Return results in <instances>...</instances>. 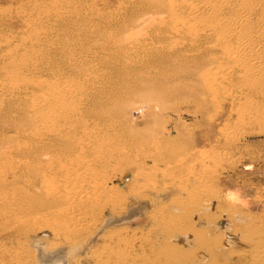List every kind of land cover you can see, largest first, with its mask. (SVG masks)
I'll list each match as a JSON object with an SVG mask.
<instances>
[{"label": "rangeland", "instance_id": "374dc122", "mask_svg": "<svg viewBox=\"0 0 264 264\" xmlns=\"http://www.w3.org/2000/svg\"><path fill=\"white\" fill-rule=\"evenodd\" d=\"M232 1L264 29V0ZM172 14L156 0H0L1 251L28 257L119 217L143 231L161 207L178 221L163 264H264V109L226 118ZM78 177L92 193L73 223L35 183Z\"/></svg>", "mask_w": 264, "mask_h": 264}, {"label": "bare ground", "instance_id": "6f19581e", "mask_svg": "<svg viewBox=\"0 0 264 264\" xmlns=\"http://www.w3.org/2000/svg\"><path fill=\"white\" fill-rule=\"evenodd\" d=\"M156 1L159 6L175 13L171 16L174 22L169 25L176 30L171 31V35L177 37L178 33L179 35L184 33L185 40H181L183 42L181 44H185L187 56L191 63L198 67L203 82L209 86L216 81V85H219L216 89L210 85L208 89L214 91L213 98L211 97L214 105L216 104L219 109L222 104L227 107L226 118L230 119L233 114L237 115L239 106L249 104L254 106L256 103L261 106L259 109L263 110L264 29L257 26L251 11L239 7L240 5L232 0ZM178 6L183 9V13L178 12ZM179 15H183V18ZM188 72L187 69V74ZM259 117V123H264V110L263 113L257 114L255 121ZM233 134L228 132L226 138H231ZM127 139L129 138L125 140ZM137 140H140V137ZM78 179L79 177L64 185L57 179L49 181L47 178L35 183L36 187L43 189L45 202L42 200V204L50 202L52 207L54 206L52 202L57 199L67 200L66 207L60 211V214L69 215L73 223L77 216L83 218L87 216L83 205L78 206L81 204L79 200L89 201L86 197L92 193L91 185L86 183L88 180ZM196 209H199L196 203H190L183 210L181 209V212L189 218L194 211L193 217H196L198 213ZM154 210L155 212L149 216L147 228L143 231L142 229L138 232L123 231L113 228L125 224V219L112 218L108 219L106 224L97 227L98 229L108 227L112 230L99 237L96 246L88 248V243L94 236L93 232L98 230L95 228L89 235L78 239L75 234L72 238L67 237L51 248L43 243H34L33 248H29L28 257L19 249L12 252L0 250V264H163L167 257L165 253L173 250L171 244L178 241L174 236L178 231L169 227V223L178 221L167 220L161 212L166 211V208L158 207ZM77 226L88 230L89 224L82 220ZM155 226L159 227L158 231ZM167 228L172 233L170 242L162 237ZM70 230L74 231L72 227ZM84 251L86 252L83 253ZM149 254L155 257V261L150 260Z\"/></svg>", "mask_w": 264, "mask_h": 264}]
</instances>
